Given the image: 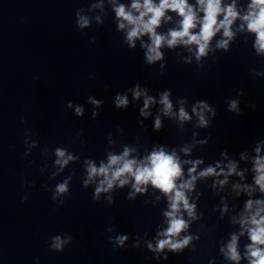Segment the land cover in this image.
I'll use <instances>...</instances> for the list:
<instances>
[{
	"label": "water",
	"instance_id": "obj_1",
	"mask_svg": "<svg viewBox=\"0 0 264 264\" xmlns=\"http://www.w3.org/2000/svg\"><path fill=\"white\" fill-rule=\"evenodd\" d=\"M91 2L0 0V264H208L212 257H216V264H223L219 241L227 237L232 226L227 216L219 220V212L212 211L220 201L211 189L200 185L204 194L199 206L206 209L202 223L210 231L200 233L197 250L186 248L179 255L169 253L166 261H157L146 247L134 249L131 244L137 235L155 234L164 205L145 204L146 196L129 200L128 188L117 191L112 205L103 198L93 202V188L82 187L81 165L86 157L97 161L104 158L109 132L117 144H134L138 138L141 145L149 147L153 143L179 145L190 141L191 124L181 132L173 121L165 119L164 127L156 132L149 118L144 121L145 130L137 123L139 105L130 104L126 110L114 107L115 94L125 92L137 81L152 89L153 95L171 89L173 100L187 97L189 105L207 100L216 106L218 114L211 127L197 130L198 138L210 134L212 139L198 148L195 156L211 162L219 159L225 148L230 153L250 150L255 141L264 139V77L254 79L250 71L264 70V58L255 55L251 39L245 43L240 37L229 52L218 51L215 61L209 56L203 68H197L195 62L178 61L176 51L180 49L165 50L167 65L160 75L159 63L145 65L139 46L129 49L123 44L110 9L103 25L93 22L90 28L77 29L75 10L86 9ZM105 85L109 87L105 89ZM240 90L246 95L238 96ZM89 95L104 101L96 119L91 116L92 105L86 103ZM229 97L240 99L242 114L227 110ZM68 100L85 105L83 118L65 107ZM252 104L254 108L247 106ZM117 124L124 129L122 135L116 131ZM81 129L84 136L74 138ZM25 130L39 133L33 137L39 146L28 156H24ZM81 139L85 141L83 147ZM68 144L80 155V161L49 180L54 157L44 156L43 148ZM29 161L35 163L29 166ZM45 163L49 168L41 172ZM73 169L76 175L70 195L57 207L51 192L42 186L54 187ZM24 180L34 182L35 187H26ZM25 193L29 198L22 202ZM199 223L193 224L191 231L196 232ZM112 225L115 231L108 233ZM117 232L129 234L127 248L113 249L109 243L108 236ZM56 234H71L73 243L62 252L50 251L45 241ZM246 242L242 238L241 244Z\"/></svg>",
	"mask_w": 264,
	"mask_h": 264
},
{
	"label": "clouds",
	"instance_id": "obj_2",
	"mask_svg": "<svg viewBox=\"0 0 264 264\" xmlns=\"http://www.w3.org/2000/svg\"><path fill=\"white\" fill-rule=\"evenodd\" d=\"M109 9L114 13L113 22L116 31L121 33L123 44L129 49L139 46L143 50L145 65L159 63L160 75L164 74L167 65L165 50L180 49L176 51L178 61L185 64L195 62L197 68H203L209 56L215 61L218 51L229 52L233 44L239 43L240 37L245 43L251 39L255 55L264 58V0H92L88 8L75 10L77 29L90 28L93 22L103 25ZM95 40L93 36L92 42ZM250 71L254 79L264 77V70L252 68ZM108 87L105 85V89ZM245 95L244 90L238 92L240 97ZM172 96L171 89L153 95L152 89L137 81L125 92H117L113 105L120 110L128 109L130 104L139 105L137 123L145 130L144 121L149 118L153 119L152 129L156 132L164 127L165 119L173 121L181 132L191 124L190 141L179 145L153 143L149 147L141 145L138 138L134 144H117L113 133L109 132V147L104 158L99 161L91 157L83 159L82 187L93 188V202L103 198L112 205L117 191L128 188L126 198L129 200L146 196L145 204L153 207L163 204L155 234L137 235L131 247H146L154 259L166 261L169 253L179 255L186 248L196 251L200 233L207 235L210 231L202 223L206 209L199 206L204 194L200 185H203L211 189L213 196L219 197L220 202L212 211L219 212V220L227 216V222L232 226L227 237H221L219 241L223 264H264V139L255 141L250 150L245 148L239 153H230L225 148L220 151L219 159L206 162L203 156H195L194 152L207 145L212 137L209 134L198 138L197 130L211 127L218 114L216 106L207 100H196L189 105L187 97L173 100ZM86 103L92 105V118H98L104 101L89 95ZM226 103L229 112L242 114L240 99L229 97ZM247 106L255 107L254 104ZM65 107L72 109L79 118H83L86 112L84 104L73 100H68ZM21 121H25L23 116ZM116 131L122 135L124 129L117 124ZM23 135L24 156H28L39 146V141L33 139L39 133L30 134L25 130ZM83 136L81 129L74 138ZM84 144L81 139V147ZM70 148L71 144L51 150L43 148L44 156L54 157L49 180H54L70 164L80 161V155ZM34 163L29 161V166ZM48 168L45 163L40 171L45 172ZM75 175L73 169L54 187L42 186L51 192V199L57 207L63 205L70 195V184ZM23 183L28 188L35 187L34 182L24 180ZM28 198L25 193L21 200L27 201ZM197 222H201L198 230L191 231ZM114 231L115 225L107 228L108 233ZM242 238L247 241L243 245ZM73 239L71 234H56L45 243L50 251L62 252L73 243ZM129 239L128 233L117 232L108 236L113 249L127 248ZM208 264H216V257H212Z\"/></svg>",
	"mask_w": 264,
	"mask_h": 264
}]
</instances>
